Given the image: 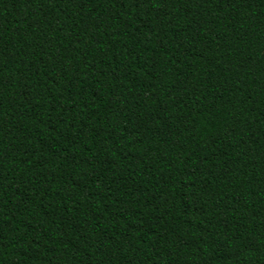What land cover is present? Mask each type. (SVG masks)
<instances>
[{
  "label": "trees",
  "instance_id": "1",
  "mask_svg": "<svg viewBox=\"0 0 264 264\" xmlns=\"http://www.w3.org/2000/svg\"><path fill=\"white\" fill-rule=\"evenodd\" d=\"M0 264H264V0H0Z\"/></svg>",
  "mask_w": 264,
  "mask_h": 264
}]
</instances>
